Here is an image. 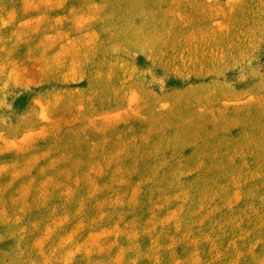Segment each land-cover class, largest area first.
Instances as JSON below:
<instances>
[{
	"label": "rangeland",
	"instance_id": "rangeland-1",
	"mask_svg": "<svg viewBox=\"0 0 264 264\" xmlns=\"http://www.w3.org/2000/svg\"><path fill=\"white\" fill-rule=\"evenodd\" d=\"M0 264H264V0H0Z\"/></svg>",
	"mask_w": 264,
	"mask_h": 264
}]
</instances>
